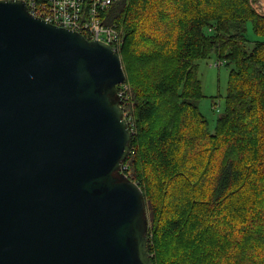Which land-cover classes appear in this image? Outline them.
Returning <instances> with one entry per match:
<instances>
[{
	"label": "trees",
	"instance_id": "obj_1",
	"mask_svg": "<svg viewBox=\"0 0 264 264\" xmlns=\"http://www.w3.org/2000/svg\"><path fill=\"white\" fill-rule=\"evenodd\" d=\"M253 2L119 0L103 13L122 30L123 164L145 198L152 264H264V16ZM211 54L228 69L212 125L197 76Z\"/></svg>",
	"mask_w": 264,
	"mask_h": 264
},
{
	"label": "water",
	"instance_id": "obj_2",
	"mask_svg": "<svg viewBox=\"0 0 264 264\" xmlns=\"http://www.w3.org/2000/svg\"><path fill=\"white\" fill-rule=\"evenodd\" d=\"M119 55L0 0V264H152Z\"/></svg>",
	"mask_w": 264,
	"mask_h": 264
},
{
	"label": "built area",
	"instance_id": "obj_3",
	"mask_svg": "<svg viewBox=\"0 0 264 264\" xmlns=\"http://www.w3.org/2000/svg\"><path fill=\"white\" fill-rule=\"evenodd\" d=\"M25 3L28 11L45 22L65 27L82 34L89 40H99L109 44L118 52L123 43L122 30L115 24H105L103 13L119 0H19ZM256 12L264 16V0H254ZM223 62L218 60L215 66ZM121 101L129 97L127 84L120 85L117 90ZM127 123L131 121L128 111L124 112ZM129 124V123H128ZM127 165L123 164L120 171L125 172Z\"/></svg>",
	"mask_w": 264,
	"mask_h": 264
},
{
	"label": "rangeland",
	"instance_id": "obj_4",
	"mask_svg": "<svg viewBox=\"0 0 264 264\" xmlns=\"http://www.w3.org/2000/svg\"><path fill=\"white\" fill-rule=\"evenodd\" d=\"M217 61L215 54L197 61V76L203 93L198 100V106L210 125L223 111L228 80V69L223 64L215 66Z\"/></svg>",
	"mask_w": 264,
	"mask_h": 264
}]
</instances>
